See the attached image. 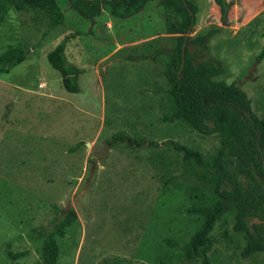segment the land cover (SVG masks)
<instances>
[{"label":"rangeland","instance_id":"374dc122","mask_svg":"<svg viewBox=\"0 0 264 264\" xmlns=\"http://www.w3.org/2000/svg\"><path fill=\"white\" fill-rule=\"evenodd\" d=\"M56 1L64 19L52 28L44 11L34 7H11L0 22V53L17 43L28 51L21 63L0 72V264H42L43 236L70 209L75 217L56 237V264H202L184 256L200 224L185 208L200 204L201 194L207 201L210 193L194 167L165 142L208 158L218 138L161 119L170 109L163 74L167 56L151 53L175 41L162 35L163 7L148 0L128 16L103 9L89 19L69 0ZM193 1L198 10L192 33L221 27L207 42L224 67L214 79L239 82L252 110L264 115V57L255 59L264 45V0L243 28L242 0H228L225 20L217 7L212 11V0ZM64 37L78 92L62 87L59 71L46 59ZM118 131L158 146L108 143ZM225 219L214 228L209 263L264 264L263 253L240 256L232 241V215ZM8 250L27 253L11 260Z\"/></svg>","mask_w":264,"mask_h":264},{"label":"trees","instance_id":"16d2710c","mask_svg":"<svg viewBox=\"0 0 264 264\" xmlns=\"http://www.w3.org/2000/svg\"><path fill=\"white\" fill-rule=\"evenodd\" d=\"M147 1L69 0V5L81 16L92 19L103 9L114 16H128L139 11ZM212 1L219 10L220 19L225 20L232 3ZM157 3L164 10L165 33L175 35L171 48L159 47L151 53V58L159 53L167 56L163 74L168 85L166 95L170 109L161 119L181 122L201 134H216L218 138L208 158L187 145L172 140L165 142L182 154L184 162L194 167L210 193L207 201L201 194L200 204L185 208L186 212L197 214L200 224L190 235L184 256L188 260L200 258L202 264H210L206 252L214 242V228L222 225L227 215H232V241L235 238L240 256L251 258L264 254V115L258 116L252 110L251 98L239 82L214 79L224 72V67L209 52L207 42L221 27L211 26L192 33L198 10L193 0H158ZM11 7L17 11L30 7L44 11L49 18L48 29L64 19L56 0H0V22ZM261 35L264 39V24ZM66 37L47 53L46 59L59 71L62 87L68 92H78L77 71L64 56ZM26 54L21 43L9 45L0 53V72L10 71ZM263 57L264 45L255 59L259 62ZM113 142L158 146V142L130 137L124 131L114 133L108 143ZM74 217L75 212L70 209L54 219L51 230L41 241L42 264H56L59 251L56 237L64 235V228ZM254 218L257 221H253ZM26 253L8 250L7 255L15 260Z\"/></svg>","mask_w":264,"mask_h":264},{"label":"crops","instance_id":"0c3cea01","mask_svg":"<svg viewBox=\"0 0 264 264\" xmlns=\"http://www.w3.org/2000/svg\"><path fill=\"white\" fill-rule=\"evenodd\" d=\"M262 1L263 0H242V5L241 6H242V9H243V15L246 16V18L243 19V21H241V23H244V24L241 25L242 28L245 27L250 22V20L252 18H254L259 13V10L260 11L262 10V8H263ZM216 7L217 6H213L212 7V11H216ZM198 30H199V28H197L194 32H196ZM162 35L163 36H167V37H171V38H174L175 39V35L174 34H162ZM27 54H28V51H27ZM4 73H7V72H4ZM9 83L10 82H7V85ZM9 85L11 87L19 90V91H25L24 85H16V84H9ZM43 86H44V83L43 82L38 83V87H43ZM26 91H30V90L27 88Z\"/></svg>","mask_w":264,"mask_h":264},{"label":"water","instance_id":"95a60500","mask_svg":"<svg viewBox=\"0 0 264 264\" xmlns=\"http://www.w3.org/2000/svg\"><path fill=\"white\" fill-rule=\"evenodd\" d=\"M187 34H188V32H187ZM187 34H186V35H187ZM68 205H69V204H68ZM253 221H257V219H256V218H254V219H253Z\"/></svg>","mask_w":264,"mask_h":264}]
</instances>
